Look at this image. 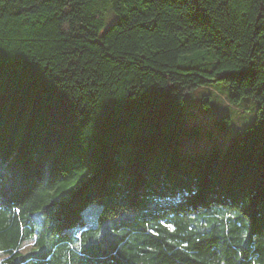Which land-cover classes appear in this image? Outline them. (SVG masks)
<instances>
[{"label": "trees", "instance_id": "trees-1", "mask_svg": "<svg viewBox=\"0 0 264 264\" xmlns=\"http://www.w3.org/2000/svg\"><path fill=\"white\" fill-rule=\"evenodd\" d=\"M215 80L257 113L181 152ZM0 259L264 264V0H0Z\"/></svg>", "mask_w": 264, "mask_h": 264}, {"label": "rangeland", "instance_id": "rangeland-1", "mask_svg": "<svg viewBox=\"0 0 264 264\" xmlns=\"http://www.w3.org/2000/svg\"><path fill=\"white\" fill-rule=\"evenodd\" d=\"M233 94L231 86L220 80L188 92L183 110V126L199 124L200 134L188 136L182 133L181 152L227 151L231 138L251 124L258 109V100L253 96H244L237 102H231ZM223 117H229V123L224 124ZM33 243V240H28L24 248L27 249Z\"/></svg>", "mask_w": 264, "mask_h": 264}]
</instances>
